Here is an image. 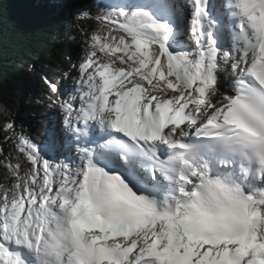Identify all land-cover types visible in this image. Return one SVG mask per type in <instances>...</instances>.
<instances>
[{
  "label": "snow or ice",
  "instance_id": "6c2138e0",
  "mask_svg": "<svg viewBox=\"0 0 264 264\" xmlns=\"http://www.w3.org/2000/svg\"><path fill=\"white\" fill-rule=\"evenodd\" d=\"M81 16L99 28L73 87L48 82L58 128L5 160L0 264H264V0Z\"/></svg>",
  "mask_w": 264,
  "mask_h": 264
},
{
  "label": "trees",
  "instance_id": "16d2710c",
  "mask_svg": "<svg viewBox=\"0 0 264 264\" xmlns=\"http://www.w3.org/2000/svg\"><path fill=\"white\" fill-rule=\"evenodd\" d=\"M36 2L0 0V103L11 110L8 123L0 129V184L5 185L12 183L6 158L19 162L22 171L31 166L17 151L18 135L44 146L48 118L52 124L47 106L57 98L48 82L57 83L82 58L83 33L99 28L94 18H79L74 12L87 11L95 17L102 5L119 0H69L65 5L51 0L40 7Z\"/></svg>",
  "mask_w": 264,
  "mask_h": 264
},
{
  "label": "rangeland",
  "instance_id": "374dc122",
  "mask_svg": "<svg viewBox=\"0 0 264 264\" xmlns=\"http://www.w3.org/2000/svg\"><path fill=\"white\" fill-rule=\"evenodd\" d=\"M58 2H59V4H67L68 2H69V0H57ZM44 2H49V3H51V0H37V2H36V7H40V5H43L44 4ZM66 13H67V15H68V12L66 11ZM65 13V14H66ZM81 16H79V18H80ZM80 60H81V58L80 59H78V60H76V62H75V65H77L79 62H80ZM68 72V73H67ZM72 77L73 79H70L69 80V77ZM75 76H76V70L74 69V67H73V65L72 66H70V68L66 71V72H64V74H63V77H61V81L60 80H58V81H60V83H59V85L61 84H63V83H65V82H67V81H70V84H71V87H73V85H74V82H75V80H74V78H75ZM225 76H229V73L227 72L226 74H225ZM227 79V78H226ZM229 81H227V83H228ZM57 83V84H58ZM54 101H52V105L50 106H47V108H48V113H47V115H50V114H52L53 113V115L51 116V121H52V124L51 125H53V119H56V121L57 122H59L58 121V115H57V113H56V106H55V104L53 103ZM10 114H11V110L7 107V105H6V103H0V129L1 128H3V125L4 124H6V123H8V121H7V118H9L10 117ZM47 115H46V117H47ZM49 121V120H48ZM50 128V122H48V129ZM8 130H9V132L11 133L12 131H13V128L11 127V128H8Z\"/></svg>",
  "mask_w": 264,
  "mask_h": 264
},
{
  "label": "bare ground",
  "instance_id": "6f19581e",
  "mask_svg": "<svg viewBox=\"0 0 264 264\" xmlns=\"http://www.w3.org/2000/svg\"><path fill=\"white\" fill-rule=\"evenodd\" d=\"M227 69H228V67L227 66H225V73H227L226 71H227ZM221 77H222V81H223V88L221 89V91H223L224 90V88H227L228 87V83H227V81H229V78H227L226 76H225V74L224 75H221ZM227 78V79H226ZM68 89H71V88H68ZM68 89H64L63 91H66V90H68ZM62 91V92H63ZM53 115V113L51 114V116ZM50 120H51V117H50ZM53 125H51L50 126V128H53V127H57L58 128V123L59 122H57L56 121V119H53Z\"/></svg>",
  "mask_w": 264,
  "mask_h": 264
}]
</instances>
